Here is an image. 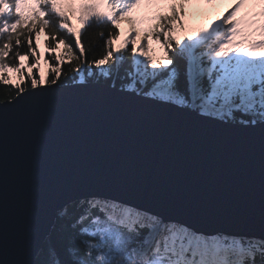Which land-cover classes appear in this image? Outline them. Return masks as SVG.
I'll list each match as a JSON object with an SVG mask.
<instances>
[{
	"label": "snow or ice",
	"instance_id": "6c2138e0",
	"mask_svg": "<svg viewBox=\"0 0 264 264\" xmlns=\"http://www.w3.org/2000/svg\"><path fill=\"white\" fill-rule=\"evenodd\" d=\"M162 0H0V82L10 85L6 72L20 74L23 65H9L15 59L29 65L31 88L58 85L60 64L65 56L81 83L85 74L102 79L119 94L188 113L197 120L234 133L240 140L258 137L261 160V190L264 193V0H235L207 24L188 31L186 8L196 4L211 8L217 0H170L167 13L145 16L151 21L147 31L137 27L131 13L141 7L158 6ZM258 12L238 19L249 4ZM197 15L204 16L200 12ZM75 18L79 28L71 23ZM55 22V23H53ZM95 24L109 31L98 34L105 52L87 60L83 32ZM122 24L127 34L121 39ZM41 32L55 43L60 62L51 68L54 78L32 77L41 54L37 51ZM61 33L74 38L70 45ZM35 36L37 47L32 46ZM258 37L253 39L252 37ZM21 37L28 51L21 53ZM120 41L119 46L116 42ZM150 41L160 44L163 55L156 58ZM61 45L64 52H58ZM74 48L78 51H74ZM260 52V55L257 53ZM130 57V59H128ZM48 61L46 60L45 63ZM59 86V85H58ZM17 96L5 102L0 111L22 104L26 97L21 84ZM47 93H29L44 97ZM213 129L209 135H214ZM189 141L198 139L197 130H177ZM210 147H214L210 144ZM231 150V146H229ZM52 168L48 145L38 141L23 186L11 201V231L6 229L9 183L5 162L0 155V262L2 264H264V229L260 235L205 232L187 223L166 219L115 197L92 195L65 202L56 210L55 224L63 231L60 245L46 237L39 245L34 239V224L40 189ZM264 212V207H262ZM9 252L16 258L5 259Z\"/></svg>",
	"mask_w": 264,
	"mask_h": 264
},
{
	"label": "water",
	"instance_id": "95a60500",
	"mask_svg": "<svg viewBox=\"0 0 264 264\" xmlns=\"http://www.w3.org/2000/svg\"><path fill=\"white\" fill-rule=\"evenodd\" d=\"M58 85L25 89L22 104L10 106L7 114L0 111L9 232L11 201L26 179L35 144L44 141L52 168L37 202V245L50 233L61 205L92 195L115 197L205 232L260 235L264 193L258 137L240 140L188 113L120 95L119 88L105 83ZM193 129L194 142L177 134ZM4 258L16 257L9 252Z\"/></svg>",
	"mask_w": 264,
	"mask_h": 264
},
{
	"label": "trees",
	"instance_id": "16d2710c",
	"mask_svg": "<svg viewBox=\"0 0 264 264\" xmlns=\"http://www.w3.org/2000/svg\"><path fill=\"white\" fill-rule=\"evenodd\" d=\"M250 4L248 6H246L245 8L241 9V12H243L245 9L250 7ZM165 11H164L165 13L168 12V7H167V9ZM164 12H161V13H164ZM53 23H55V22H53ZM194 30H195L194 25H189L188 24L187 33L192 34L194 32ZM100 31H103L105 33V35H107L109 29H108L107 26L97 27L93 23V24H91V26H89L83 32V35L81 37L82 43H83L84 48H85L86 58L89 61L94 59V58H99L105 52L103 41H102V39L100 38V36L98 34ZM41 33L44 36V48L46 49L45 58H43V59H44V62L46 60L48 61L44 65V67L46 68V71H45L44 75L47 76L48 80H51L52 78H54V74L51 73V68L54 67V66H57L58 64H60V62L55 60V56L58 53L57 52H52L51 49L47 47V44H52L53 47H54L55 43L50 39V37L47 35L46 32H41ZM182 34H184V33H180L179 35H182ZM60 35L64 36V38L67 40V42L70 45H74V38H72L71 36L66 35L65 33H61ZM21 40H22V44L19 46L18 50L21 53H23L25 51H28V45L23 40V37H21ZM117 42H116V44H117ZM2 43H3V41H0V45H2ZM119 44H120V42H119ZM32 46L33 47H37V41H36V38H35L34 35L32 36ZM16 50L17 49L14 48L13 52H11L8 57H5V60H6V62L9 65L19 64V61L16 60L15 56H14V53H15ZM37 51L39 52V45H38ZM74 51H78V50L74 48ZM58 52L61 53V54L64 52V46L63 45H61V47L58 50ZM128 59H130V57H128ZM34 63H35V58L30 55L29 59L25 61V64H26L27 67L25 66L22 69L23 74H24V80L23 81L22 80L21 81L17 80L15 82L11 81L10 85H5L2 82H0V102L8 100V99H11V98H13L15 96V94H17V90L14 87L15 84H21V87H23L24 89L31 88V82H30V79H29V65H32ZM60 66L62 68V75H61L60 80L58 82L59 84H70V83L79 81L78 77H77L76 80H72L71 79L72 77L76 76V73L73 71V69L75 67H77V61H72L71 63H69L68 60H67V57L65 56L64 62L62 64H60ZM39 67L31 69V75H32V77H34L36 79H39ZM3 75L7 76V73H4ZM85 81L86 82L96 81V82L104 83L102 79H93L91 77H87L86 74H85ZM107 85H109V84H107ZM117 88H119V86H117ZM49 235L51 236L52 242L57 244V247H59L60 240H61V238L63 236V231H62V229L59 228L58 225L55 224V221H54V225L52 226L51 231L48 234V236Z\"/></svg>",
	"mask_w": 264,
	"mask_h": 264
},
{
	"label": "rangeland",
	"instance_id": "374dc122",
	"mask_svg": "<svg viewBox=\"0 0 264 264\" xmlns=\"http://www.w3.org/2000/svg\"><path fill=\"white\" fill-rule=\"evenodd\" d=\"M163 3V0L162 2ZM231 6V0H217V3L214 7L208 8L203 6V4H193L191 6H189L188 8H186V11L189 13V19L188 21L192 24H202L205 23L207 24L209 22V17L211 18H215L217 16L218 13L224 12L225 10H227L229 7ZM149 7H146L144 5H142L141 7L133 10V12L131 13L132 17L134 20H136V22L141 19L143 16H146L148 11H149ZM200 9H205L208 11V15H204V16H196L194 13L196 10H200ZM258 12V11H255ZM253 13V12H252ZM251 15V13L249 14ZM244 17V16H242ZM239 19V18H238ZM125 24H122L121 27V36L123 38L124 35L127 34V30H125L124 28ZM137 27L139 28V26L137 25ZM185 35H188L187 33H184L182 35H179L180 37H183ZM253 39H257L258 37H252ZM150 43L152 44V48L154 49V53L156 55L157 59H160L163 55V49L161 48L160 44L156 43L155 41H150ZM257 55H260V52L257 53ZM46 71V68L44 67V63L40 62V73H39V78L41 76H45L44 73ZM7 76L9 77L10 81L15 82L17 80L21 81L20 79V75L13 72H6Z\"/></svg>",
	"mask_w": 264,
	"mask_h": 264
},
{
	"label": "bare ground",
	"instance_id": "6f19581e",
	"mask_svg": "<svg viewBox=\"0 0 264 264\" xmlns=\"http://www.w3.org/2000/svg\"><path fill=\"white\" fill-rule=\"evenodd\" d=\"M200 12H204V13H206V14L208 15V11L205 10V9L196 10L194 14H195L196 16H199V15H197V13H200ZM124 28H125V30H128V26H127V24L124 25ZM40 58H42V57H40ZM18 74H19V73H18ZM77 82H80V81H77ZM85 82H86V81H85ZM85 82H84V83H85ZM90 82H96V81H90ZM73 83H74V82H73ZM54 221H55V220H54ZM47 236H48V235H47Z\"/></svg>",
	"mask_w": 264,
	"mask_h": 264
}]
</instances>
